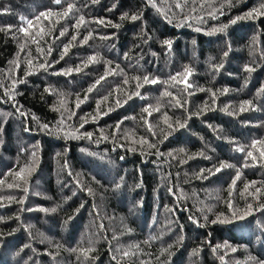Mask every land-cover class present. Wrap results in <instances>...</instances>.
<instances>
[{
	"label": "trees",
	"instance_id": "1",
	"mask_svg": "<svg viewBox=\"0 0 264 264\" xmlns=\"http://www.w3.org/2000/svg\"><path fill=\"white\" fill-rule=\"evenodd\" d=\"M0 264H264V0H0Z\"/></svg>",
	"mask_w": 264,
	"mask_h": 264
},
{
	"label": "snow or ice",
	"instance_id": "2",
	"mask_svg": "<svg viewBox=\"0 0 264 264\" xmlns=\"http://www.w3.org/2000/svg\"><path fill=\"white\" fill-rule=\"evenodd\" d=\"M53 2L55 3V4H60L61 3V0H53ZM71 5H69V10L71 9ZM53 13H51V12H49L48 13V15H52ZM40 15H45V13H40ZM65 15H67V12L65 13ZM249 15H251V13H249ZM122 18H126V16L125 17H122ZM138 17L137 16H135V15H133L132 17H131V19L132 20H136ZM22 20L23 19H25V18H21ZM28 24H29V26H31V21H26ZM100 23H103V21H100ZM233 23H235V21H233ZM223 29H221V31H222ZM73 39H75V37H73ZM164 43L165 44H167V45H169V46H171V41H169V40H165L164 41ZM65 50H67V49H65ZM225 55H227V53H225ZM42 67H43V65H42ZM247 71H252V69H246ZM144 80H145V82L147 83V82H149V80H148V77H145L144 78ZM152 83H155L156 81H151ZM97 83H99V81H97ZM89 91H91V89H89ZM243 110V109H242ZM90 135V134H89ZM151 146V145H150ZM249 155H251V153H249Z\"/></svg>",
	"mask_w": 264,
	"mask_h": 264
},
{
	"label": "rangeland",
	"instance_id": "3",
	"mask_svg": "<svg viewBox=\"0 0 264 264\" xmlns=\"http://www.w3.org/2000/svg\"><path fill=\"white\" fill-rule=\"evenodd\" d=\"M82 235V234H81Z\"/></svg>",
	"mask_w": 264,
	"mask_h": 264
}]
</instances>
